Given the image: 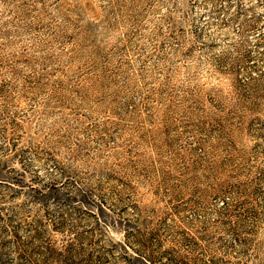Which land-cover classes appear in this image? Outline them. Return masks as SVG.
Returning <instances> with one entry per match:
<instances>
[{
  "label": "rangeland",
  "instance_id": "374dc122",
  "mask_svg": "<svg viewBox=\"0 0 264 264\" xmlns=\"http://www.w3.org/2000/svg\"><path fill=\"white\" fill-rule=\"evenodd\" d=\"M69 244L264 264V0H0V264Z\"/></svg>",
  "mask_w": 264,
  "mask_h": 264
},
{
  "label": "trees",
  "instance_id": "16d2710c",
  "mask_svg": "<svg viewBox=\"0 0 264 264\" xmlns=\"http://www.w3.org/2000/svg\"><path fill=\"white\" fill-rule=\"evenodd\" d=\"M236 178L232 177L231 175H226V166L217 164L215 165L209 172L203 173L202 181L208 182L211 181L214 183L213 189H211V193L214 196H220L225 192H229L233 196H237L239 187L237 184L231 183V179ZM237 204L234 206L232 204L225 203L222 208L219 211V224L221 225H232L236 221V216L234 213V209ZM58 232V231H56ZM125 234L122 236L123 241H126L128 235H130L129 232L124 231ZM36 238H38V235H36ZM143 247L144 244H142ZM72 245H66L62 250H55L52 247H48L45 251L46 255L43 257L39 263L40 264H49V263H56V262H62L66 264L70 259L77 258L79 256V253L77 251L72 250ZM138 252V251H137ZM135 253L136 255H139L138 253ZM127 259L134 260L133 257L127 256ZM147 264H150L147 262Z\"/></svg>",
  "mask_w": 264,
  "mask_h": 264
}]
</instances>
